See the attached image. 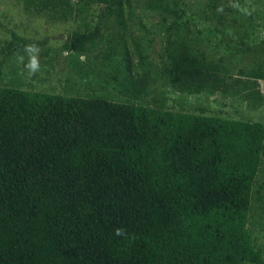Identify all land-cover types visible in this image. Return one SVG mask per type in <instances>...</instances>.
I'll list each match as a JSON object with an SVG mask.
<instances>
[{
    "label": "trees",
    "instance_id": "trees-1",
    "mask_svg": "<svg viewBox=\"0 0 264 264\" xmlns=\"http://www.w3.org/2000/svg\"><path fill=\"white\" fill-rule=\"evenodd\" d=\"M166 56L140 70L126 53L127 89L263 106L262 66L232 74L182 33ZM262 156L261 122L0 86V264H262L248 230Z\"/></svg>",
    "mask_w": 264,
    "mask_h": 264
},
{
    "label": "rangeland",
    "instance_id": "rangeland-1",
    "mask_svg": "<svg viewBox=\"0 0 264 264\" xmlns=\"http://www.w3.org/2000/svg\"><path fill=\"white\" fill-rule=\"evenodd\" d=\"M76 33L95 35L84 50L76 51L71 46ZM176 33L191 36L207 59L232 74L264 68V0H0V86L103 94L160 112L204 113L264 125V104L252 108L220 92L188 94L163 81L148 94L127 89L126 53L137 69H154L166 60L167 43ZM111 47L113 59L107 60ZM31 54L39 63L35 72L29 66ZM260 86L264 93V79ZM248 230L264 260V156L253 186Z\"/></svg>",
    "mask_w": 264,
    "mask_h": 264
},
{
    "label": "clouds",
    "instance_id": "clouds-1",
    "mask_svg": "<svg viewBox=\"0 0 264 264\" xmlns=\"http://www.w3.org/2000/svg\"><path fill=\"white\" fill-rule=\"evenodd\" d=\"M30 53L33 52L31 48H29ZM29 66L31 68V71L35 72L38 70L39 63L36 54H31L30 55V61H29Z\"/></svg>",
    "mask_w": 264,
    "mask_h": 264
}]
</instances>
